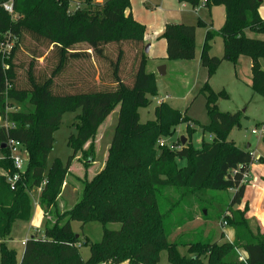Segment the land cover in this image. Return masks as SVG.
Returning <instances> with one entry per match:
<instances>
[{"label": "trees", "instance_id": "16d2710c", "mask_svg": "<svg viewBox=\"0 0 264 264\" xmlns=\"http://www.w3.org/2000/svg\"><path fill=\"white\" fill-rule=\"evenodd\" d=\"M6 1L0 0V42L4 35H9L15 43L9 58L4 59L0 52V119L7 120L13 127L0 128V156L5 157L0 161V169L11 176L16 173L5 147L10 139L25 147L28 165L15 190L11 189L6 176H0L1 264H159L163 251L168 253L170 264H264V234L254 235L250 230L241 241H237L235 233L233 242L221 245L210 241L184 245L170 241L173 230L183 227L184 223L173 228L168 224L157 195L159 188H175L179 192L234 190L230 201L234 216L226 221V227L235 232L239 228L247 229L246 210L234 208L244 198V180L254 157L229 139L235 128H241L242 115L218 109V100L225 94L215 93L208 83L201 90L210 118L202 131L211 134V142L203 141L201 149H196L192 143L196 130L188 126L184 146L181 140L172 147L161 146V138L173 136L177 126L188 125L191 120L185 113L160 103L154 120L140 122L139 109L148 107V97L158 94L154 75L146 72V55H140L131 87L119 75L124 53L120 49L118 59L112 63L115 89L77 95L54 92L55 80L69 62L88 56L76 50L77 46L86 45L84 51H91L104 60L109 45H144L145 26L133 17L130 0H106L101 4L85 0L79 2L73 12L70 11L72 0H14L15 19L1 7ZM177 1L193 9L200 5L209 10L224 8V25L218 32L207 33L202 48L201 66L207 70L208 81L222 63L236 65L241 57H246L252 62L253 93L264 97V40L258 39L264 35V20L259 15L262 4L258 0ZM199 25L205 26L202 22ZM217 35L224 43L222 57L210 55ZM28 37L37 45L53 46L59 62L51 76L38 77L32 61L24 86L16 60ZM162 38L166 40L168 61L195 59V26L168 24ZM26 102L33 110H18V106ZM120 103L123 109L105 169L84 185L81 199L70 211L53 223H47L42 235L26 241L23 257L18 262L16 250L8 248L5 242L17 222H28L31 218L30 192L41 189L39 205L44 214L49 215L60 197L72 159ZM78 110L81 114L75 124L76 134L68 141L73 155L67 163L56 159L49 166L55 133L60 129L63 116ZM257 161L264 164L262 158ZM72 222L83 225L95 222L104 227L120 224L121 228L118 231L105 228L100 243L86 241L84 245L89 248L90 257L84 261L80 254V236L77 238L73 232ZM181 247L187 248L189 256L181 255ZM237 248L245 254V261L237 258Z\"/></svg>", "mask_w": 264, "mask_h": 264}, {"label": "rangeland", "instance_id": "374dc122", "mask_svg": "<svg viewBox=\"0 0 264 264\" xmlns=\"http://www.w3.org/2000/svg\"><path fill=\"white\" fill-rule=\"evenodd\" d=\"M85 0H72L70 11H75L79 2ZM97 0H93L95 3ZM185 6V7H184ZM213 10L212 18L209 16V10L203 5L193 9L190 5L179 3L177 0H130V11L135 20L145 26V35L152 34L156 27L163 21V15L170 17L175 21V16L182 19L181 23L195 26L197 37L195 40L196 57L192 61H168L165 52L159 49L158 56L152 57L145 52L146 46H134L133 43H125L123 46L109 45L105 50L107 56L104 60L99 59L91 51H84L87 46L79 45L76 50L85 52L86 55L79 60L70 61L66 70L55 80L54 92L57 95H77L82 93L113 90L116 88V79L113 75L112 63H115L119 57L120 49H123V60L120 66L119 75L129 87L132 86L133 75L138 66L142 54L147 56L146 72L154 75L158 94L149 96L150 105L146 108L139 109L140 122L145 124L155 119V109L161 100H165L174 110L185 113L190 122L177 126L173 136L161 138L160 142L167 147L176 144L181 138L188 137V126L196 132L192 136V143L195 148L200 149L202 142H210L211 134L202 131V126L210 123V118L206 109V99L201 93L203 87L208 86L215 92H223L225 97L218 100V109L223 113L242 115L241 128H235L230 134V140H233L238 148L244 149L249 144L252 145L256 157L264 159V136H256L252 134L255 129H260L264 125V97L255 95L251 86L244 84L243 78L249 76V68L241 64L239 66V77L237 78L234 65L230 62L224 63L208 81L207 70L200 65L201 50L203 48L207 28L200 24V17L205 21L213 23V31L218 32L223 26L225 12L222 6ZM197 10V14L195 13ZM260 17L264 20V7L259 11ZM152 27V28H150ZM258 39L264 40V35L258 36ZM25 46L20 53L16 64L20 66L19 78L26 86L27 71L32 61H34L35 73L38 77L51 76L52 71L58 65L59 56L53 46L38 44L31 38H25ZM35 52V53H34ZM210 55L222 57L224 55V43L222 38L217 35L210 50ZM106 59V60H105ZM200 59V61H199ZM166 67L165 75L159 74L160 67ZM264 68V62H263ZM153 72V73H151ZM123 104H117L111 111L110 116L99 126L94 137L89 140L80 150V152L72 159V165L69 169L68 177L62 185L60 197L49 215H40L43 211L39 205V190H33L29 194L32 206L31 218L28 222H17L12 230L10 239L6 240L8 248L16 250L18 261H21L24 253L22 239L26 235L27 227L23 223H33L32 233L42 235L44 227L47 223L51 224L57 217H60L70 211L75 204L81 199L84 185L91 182L106 166L110 156V149L114 132L117 128ZM18 110L30 112L32 106L27 102L18 106ZM81 114V110L75 113H66L62 118L60 129L55 133V144L50 154L48 164L51 166L56 159L67 163L73 155V151L68 147L69 138L76 134L77 117ZM183 166V163H179ZM260 166L264 164L257 162ZM28 163H25V168ZM264 168V167H263ZM263 172V171H262ZM5 173L0 169V176ZM261 174V173H260ZM252 181L257 179L256 170L251 173ZM252 184V183H251ZM233 190L229 191H213L203 190L198 192L182 190L175 188H159V203L164 213L167 214L168 224L173 228L179 223H184L183 227L174 229L170 236V241L179 244H189L197 241L216 242L221 245L228 242L222 232V222L231 219L234 214L230 209V201L233 197ZM40 210V211H39ZM241 209L240 211H243ZM37 213H36V212ZM44 212V211H43ZM236 217V216H235ZM236 218H239L237 216ZM240 219V218H239ZM34 220V221H33ZM64 221L63 223H65ZM247 229L239 228L236 230L237 241L245 238L249 234L256 235L252 229L256 227L257 221L247 219ZM72 229L76 236H80L82 248L80 250L81 257L87 261L90 257L89 248L84 244L86 241L92 243H100L103 238V232L106 229L110 231H118L120 224H109L103 226L100 223H89L83 225L78 222L71 223ZM40 230V231H39ZM238 232V233H237ZM34 235V236H35ZM1 243V242H0ZM181 255L187 254V248H180ZM242 250L237 248L236 255L241 261ZM1 264V257H0ZM159 264H170L168 253L163 251L160 254Z\"/></svg>", "mask_w": 264, "mask_h": 264}, {"label": "crops", "instance_id": "0c3cea01", "mask_svg": "<svg viewBox=\"0 0 264 264\" xmlns=\"http://www.w3.org/2000/svg\"><path fill=\"white\" fill-rule=\"evenodd\" d=\"M105 1L106 0H97L95 2L101 4V3H104ZM185 5H187V4H185ZM261 7H264V4H262ZM261 7L259 8V11H261ZM215 9L217 10L218 8L217 7H214L211 10L208 9L209 10V16L211 18H212V15H213V10H215ZM195 13L197 14V10H195ZM163 18L164 19L159 24V27H156L154 29L155 31L152 34H150V35L147 34L144 37V44H145L146 47L148 46V48H149L148 55H147L148 56V59H149V56H152V57L153 56L154 57L158 56L157 55L158 54L157 51L159 49H161V52L164 51L165 54H166L167 44H166V40L163 39L162 36H163V33L165 31V28H166V26L168 24H184V25H189V24L181 23L182 22V19H179V17H177V16H175V21L169 19L170 17H168L167 15H163ZM200 22H202V23L205 24L204 28H207V33L208 32H216V31H213L212 30L213 29V23L212 22L205 21L201 17H200ZM224 22H225V18H224ZM223 25H224V23H223ZM150 28H152V27H150ZM249 35L252 36V37L254 36L253 34H249ZM196 37H197V31H196ZM201 53H202V50H201ZM211 56H213V55H211ZM213 57H216V56H213ZM199 61H200V59H199ZM263 62H262V67H263ZM224 63H226V62H224ZM224 63H222V65ZM241 64H243L247 68V70L249 68V71H250L249 76L247 78H243V81L242 82L244 84L248 85V86H251V84H252V71H251V69H252V62H251V60L249 58H246V57H241L238 60V63L236 65H234L236 77L238 79L239 78H242V77H239L240 76V74H239V66ZM200 65H201V62H200ZM203 69H205V68H203ZM166 72H167V68L165 67V74H166ZM151 73H153V72H151ZM207 78H208V74H207ZM160 102L165 103V100H161ZM231 141H233V140H231ZM251 147H252V145L249 144L247 147L244 148V150L249 151V152L252 153V155L254 157V162H253V164H251L249 166L248 176L244 180V184L246 185V190H245V194H244V198L242 200V203L240 205L236 206L234 209H238V210L244 209V210H246V218L248 220L252 221V222L257 221L256 222L257 223L256 224V227L253 228L254 226H252L253 231L255 233L264 234V168H263L264 165L263 166H261V165L259 166L257 164L258 158L256 157L255 153L253 151H251ZM196 149H198V148H196ZM253 170H256L257 179L254 180V181H252L251 182L252 184H251L248 181L251 179L250 176H251V173L253 172ZM39 213H40L41 216H44V212L43 211H40ZM33 223L34 222H32L30 224L29 223H23V227L21 228L23 230L22 231L23 234L25 233V230L26 229H28L27 232H29V233L31 232V235H29V236L26 235V237L24 239H22V245L23 246H24V243L28 239H30L31 237H33L35 235V232H34V234L32 233V231H35L36 230V229L32 230ZM24 227H27V228L24 229ZM222 232L225 233L224 234L225 238L228 237V239H227L228 242H233L234 241L235 231L233 229L227 228V227L226 228H222ZM0 242H1V240H0ZM241 257H242L241 258V261H245V254L244 253H242ZM17 258H18V256H17ZM18 262H20V261H18ZM122 264H128V262H125V263H122Z\"/></svg>", "mask_w": 264, "mask_h": 264}, {"label": "built area", "instance_id": "2783aa9c", "mask_svg": "<svg viewBox=\"0 0 264 264\" xmlns=\"http://www.w3.org/2000/svg\"><path fill=\"white\" fill-rule=\"evenodd\" d=\"M1 7L5 12H7L13 19L17 17L14 11V0H7L6 2L2 3ZM15 40L9 35H4L3 40L0 42V52L4 59L9 58V55L13 49ZM162 102H159V104ZM11 125L7 120L2 121L0 119V128L9 129L12 128ZM253 135L264 136V125L260 129H255L252 131ZM160 145L163 146L164 143L160 142ZM5 147L8 149V159L13 162L14 168L16 173L14 175H9L7 173L4 174L7 178V182L9 183L12 190H15L17 183L21 180L22 176L25 173V163H28L27 152L25 147L18 141L8 140L5 144ZM172 147V146H171ZM5 157L0 156V161L4 160ZM247 177V176H246ZM245 177V178H246ZM41 192V189L39 190ZM227 222H222V228H226ZM26 243V242H25ZM24 243V245H25Z\"/></svg>", "mask_w": 264, "mask_h": 264}, {"label": "water", "instance_id": "95a60500", "mask_svg": "<svg viewBox=\"0 0 264 264\" xmlns=\"http://www.w3.org/2000/svg\"><path fill=\"white\" fill-rule=\"evenodd\" d=\"M258 1L261 4H264V0H258ZM148 51H149V48L147 46L146 49H145V52L148 53ZM159 74L165 75V67L164 66H162V67L159 68ZM186 143H187V139L185 137L181 138V144H182V146H184ZM76 237L78 238L79 236H76Z\"/></svg>", "mask_w": 264, "mask_h": 264}]
</instances>
